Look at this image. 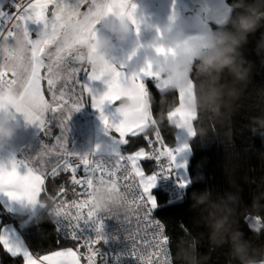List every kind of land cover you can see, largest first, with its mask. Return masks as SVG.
Here are the masks:
<instances>
[{"label": "crops", "instance_id": "crops-1", "mask_svg": "<svg viewBox=\"0 0 264 264\" xmlns=\"http://www.w3.org/2000/svg\"><path fill=\"white\" fill-rule=\"evenodd\" d=\"M35 1L29 0L7 26L0 24V75L7 74L11 79L0 94V204L9 215H24L25 221L43 211L46 204L40 194L46 178L59 169L62 154L94 149L118 159L128 135L148 130L152 121L145 88L148 78L155 79L159 90L175 87L179 92L180 101L169 113L170 122L176 126L177 142L165 153L172 156V163L177 159L180 145L189 142L194 133L196 117L194 85L182 69L211 49L212 23H224L231 11L227 0H102L100 16L86 28L85 39L77 36L75 40L78 45L85 41V46L65 51L61 43H48L53 35L34 39L24 13ZM55 5L49 0L40 9L53 13ZM36 16L39 20L40 15ZM99 20L109 25L96 41ZM48 51L57 58L72 54V101L79 98L87 106L86 142L77 151H72L69 144L62 147L59 141V134L72 130L66 119L53 111L55 100H63L57 96L64 92H54L55 82L47 67ZM69 125L72 127V122ZM50 151L53 156L58 154L57 161L55 157L50 161ZM147 153L142 148L134 151L135 157L126 153V158L141 180L150 176L156 187L159 181L146 173L141 163ZM184 180L190 183L189 173ZM0 223V242L11 254L22 255L25 264H88L73 246L37 255L19 225L12 220L2 223L1 216ZM239 264H264V260Z\"/></svg>", "mask_w": 264, "mask_h": 264}, {"label": "trees", "instance_id": "trees-1", "mask_svg": "<svg viewBox=\"0 0 264 264\" xmlns=\"http://www.w3.org/2000/svg\"><path fill=\"white\" fill-rule=\"evenodd\" d=\"M227 2L228 19L212 23L213 46L190 64L196 98L190 183L178 201H171L161 184L153 188V211L165 225L176 264L264 260V0ZM145 88L150 127L128 135L121 152L148 151L141 163L149 173L150 145L164 154L176 145L169 113L180 96L175 87L159 90L154 78ZM66 181L63 171L48 176L42 201L47 204ZM0 215L2 223L12 220L22 228L35 254L73 246L84 259L85 250L62 237L46 212L27 221L22 214ZM0 264L25 262L0 242Z\"/></svg>", "mask_w": 264, "mask_h": 264}, {"label": "built area", "instance_id": "built-area-1", "mask_svg": "<svg viewBox=\"0 0 264 264\" xmlns=\"http://www.w3.org/2000/svg\"><path fill=\"white\" fill-rule=\"evenodd\" d=\"M28 2L0 0V24L7 26ZM10 81L7 74L0 75V94ZM149 155L153 166L148 174L165 187L171 201H178L183 188L172 161L154 145ZM116 157L94 151L70 156L62 163L67 181L43 211L62 237L85 250L89 264H176L171 239L140 175L126 153Z\"/></svg>", "mask_w": 264, "mask_h": 264}, {"label": "rangeland", "instance_id": "rangeland-1", "mask_svg": "<svg viewBox=\"0 0 264 264\" xmlns=\"http://www.w3.org/2000/svg\"><path fill=\"white\" fill-rule=\"evenodd\" d=\"M49 0H36L34 3L29 5L27 9H25V15L28 17V23L30 24V29H32V32L35 34L36 39L38 36H40L39 40H42L43 37H47L49 35H53V37H49L50 44H59L61 48H63L65 51L69 50H77V48H81L85 46V41L81 42L80 45L75 40L77 39V36L81 37L82 40L86 37V28L94 23L97 18L100 16V9L102 0H94L93 2H88V0H53L55 1L56 9L54 12H50L49 9L45 8L44 10H41L42 3L45 4ZM38 3V5H36ZM90 6L88 7V4ZM43 8V7H42ZM110 7V12H111ZM115 8V7H114ZM43 12V14H40ZM52 13V14H50ZM40 15L39 20H37L36 15ZM50 14V15H49ZM31 17V21L29 18ZM47 19L51 20L47 22ZM41 21V22H40ZM49 25H45V24ZM55 23V24H54ZM69 23L71 24V28L69 29ZM44 24V25H43ZM109 23L107 22H101L100 20L97 23V28L95 31V40L100 41L101 39V32L105 30L108 27ZM46 28H45V27ZM88 27V28H89ZM127 27V24H125V27ZM87 28V29H88ZM70 31V32H69ZM131 31V30H129ZM48 33V34H47ZM128 33V32H127ZM37 42L35 41V45L37 46ZM72 44L74 47H72ZM174 54V53H173ZM49 56L48 59V70L51 72V79L53 82H55L54 85V92L60 91L61 93L64 92L63 96H57L59 98H63V100H55L54 106L56 108L53 109L54 113L59 116L60 118L66 119V124L70 127V130L72 132H66L59 134L60 136V144L62 147H68V144L72 146V151H77L80 147L85 145V136H86V124L84 119V114L87 111L86 105L84 104V100H74L72 101V78L75 79L73 74L75 73L74 70L72 71V65H69V62H72V54L68 55L66 53V56L63 55V58H57L54 57L52 53H47ZM71 57V58H70ZM54 60V61H52ZM52 63H54L52 65ZM85 69V68H84ZM189 69L185 68L182 69L183 72H187L188 78H190ZM78 74H76L77 77ZM73 76V77H72ZM83 96V95H81ZM65 100V101H64ZM84 104V105H83ZM85 106V107H84ZM195 106H196V100H195ZM78 107V108H76ZM72 122V127L69 125ZM78 125L79 128H83L81 131H76L75 128L76 125ZM79 141V142H78ZM170 147L165 148V153L168 154V150ZM76 149V150H75ZM142 150V149H140ZM90 151L97 152L94 149L88 150L85 153H73L69 154H62V158L60 159V167L59 169L52 173V175H55L58 172L63 171V164L70 156L72 155H84L89 153ZM138 151V150H137ZM136 152V151H135ZM50 154V161L55 157V160L57 161L58 154H55L54 156ZM131 157H135L138 153L134 155L133 153H130ZM191 154V147L190 143L186 142L185 144H181L178 150V156L177 159L173 161V165H176L177 172L180 173L181 179L177 178V183L180 185L181 188H185L187 183L184 180V177L188 176V161ZM169 157L172 159V156L169 155ZM168 157V158H169ZM173 160V159H172ZM142 185L144 187V190L148 193L151 200L154 202L155 198L153 195V189L155 184L157 183L152 177L148 176L141 180ZM0 211H3L7 214L3 206L0 204ZM1 216V215H0ZM1 225V223H0ZM86 261V260H85ZM86 263H88L86 261ZM89 264V263H88Z\"/></svg>", "mask_w": 264, "mask_h": 264}]
</instances>
